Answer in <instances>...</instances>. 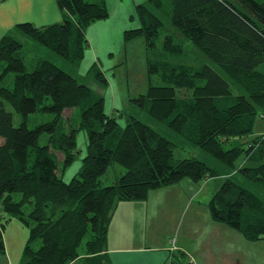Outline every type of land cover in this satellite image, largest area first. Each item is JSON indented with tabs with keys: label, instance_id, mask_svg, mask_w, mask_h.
Instances as JSON below:
<instances>
[{
	"label": "trees",
	"instance_id": "obj_1",
	"mask_svg": "<svg viewBox=\"0 0 264 264\" xmlns=\"http://www.w3.org/2000/svg\"><path fill=\"white\" fill-rule=\"evenodd\" d=\"M56 3L61 21L44 26L22 22L15 29L79 66L88 47V26L109 15L106 1ZM163 16L222 73L209 63L176 67L148 56L146 92L132 100L219 167L234 172L224 176L207 202L210 217L249 242L263 240L264 134L253 132L264 109V0H145L135 5L130 19L138 26L123 31L124 42L140 35L147 50L155 48ZM174 39L165 35V54L181 53L182 44ZM25 57L24 44L12 33L0 38V253L3 231L15 219L28 233L20 264H108L107 234L119 201H142L152 189L220 175L198 158L175 159L174 143L135 116H126L120 126L105 113L102 95L52 61L36 57L28 69ZM88 72L107 86L96 64ZM156 76L161 83L154 84ZM181 89L188 94L179 96ZM72 107L81 109V120L65 131L62 113ZM36 113L53 117L29 127ZM80 129L87 134L86 153L79 170L65 181L59 167L73 162ZM44 132L48 142L40 145ZM53 151L62 153L61 162ZM113 165L124 172L102 185L101 177ZM187 258L175 250L164 264H186Z\"/></svg>",
	"mask_w": 264,
	"mask_h": 264
},
{
	"label": "crops",
	"instance_id": "obj_2",
	"mask_svg": "<svg viewBox=\"0 0 264 264\" xmlns=\"http://www.w3.org/2000/svg\"><path fill=\"white\" fill-rule=\"evenodd\" d=\"M105 1L108 17L91 23L86 30L88 47L84 57L88 52L90 65L100 60L102 52L110 59L109 51L113 46L126 48L128 42L122 38L115 42L111 35L119 37L118 34L126 28L138 26L137 20L130 19V16L135 5L145 0ZM61 19L62 12L56 0H0V38L7 32L18 40L25 38L15 29L18 23L44 26ZM143 45L145 47L144 41ZM107 87L110 91L115 89L113 82L108 81ZM261 115L256 120L253 135L264 134V109ZM212 180L217 178L209 177L197 183L183 179L150 190L145 200L119 201L113 210L107 234L108 264H164L172 254V237H175L178 250L191 257L194 264H263L264 239L249 242L238 231L211 219L207 202L218 187L210 189ZM204 192L206 198L201 199ZM2 216L0 214V218ZM10 224L13 225L7 232L8 242L3 238L4 253H0V264H20L26 241L24 226L12 219L5 231ZM13 242H18V245L14 246Z\"/></svg>",
	"mask_w": 264,
	"mask_h": 264
},
{
	"label": "rangeland",
	"instance_id": "obj_3",
	"mask_svg": "<svg viewBox=\"0 0 264 264\" xmlns=\"http://www.w3.org/2000/svg\"><path fill=\"white\" fill-rule=\"evenodd\" d=\"M261 1V0H258ZM163 26L160 29L158 38L156 40L155 48L147 50L146 47L143 45V37L138 35L134 37L132 40L128 41L127 45L124 47L113 46L111 47L110 59L104 56V53H101L100 60L96 63L97 68L104 72V75L109 82H113L115 85V89H110L106 87L100 86V84L95 80L93 77V73L88 72L89 68L92 66L90 65V55L87 52L84 59L80 62L79 66H76L69 61L65 60L63 57L54 54L52 51L40 46L29 37L20 38L24 44L26 57L25 63L28 69L31 68L33 61L36 57H41L48 59L55 63L57 66L62 68L64 71L72 74L79 82L87 84L91 87L94 91L104 97V111L106 114L114 116L117 121L119 122L120 126H124L126 122V116L132 115L135 116L142 121L152 125L161 135L165 136L169 140L174 143V158L181 159L186 157H195L198 158L205 163H207L211 168H214L220 174L219 176L215 177L217 180H212L209 182V187L211 190L216 188L221 184L224 176L229 173L227 168L219 167V162L214 159L212 156L207 154L201 148L193 146L189 144L186 140H184L180 135L175 133L174 131L170 130L167 126L162 123L154 121V119L149 116L145 110L141 109L132 98L137 97L139 94H143L146 92L147 89V63L146 59L149 56L150 59L156 60L159 62H167L168 65L173 66H180V65H187V66H194L197 67L204 63L211 64L214 68L220 71L214 64H212L209 60H206L204 57L191 42L186 41L182 37L179 36L178 33L175 32L174 27L172 26L170 19L166 16L162 17ZM131 24V21H130ZM131 28V27H128ZM127 29V28H126ZM172 34L175 37V42H180L182 44L181 53L175 56H170L165 54L162 51V43L165 35ZM118 36H114L113 39L117 42L118 39L122 38L123 41V31L119 33ZM113 52V53H112ZM86 53V51H85ZM109 59V60H108ZM221 72V71H220ZM222 73V72H221ZM7 78H13V74L10 73ZM154 84L161 83L160 78L157 76L153 78ZM188 94V91L181 89L178 92L179 96H184ZM10 108V107H9ZM81 109L79 107H72L67 108L63 111L62 117L63 121L61 123V127L65 131H69L70 127H75L79 124L81 120L80 115ZM262 116V115H261ZM53 114L51 113H36L31 114L28 122L29 127H33L39 122L51 120ZM19 122V115L14 112V124ZM49 134L44 132L40 135L39 144L43 145L48 142ZM243 141V140H242ZM76 145H77V153L73 162L62 168L59 167V174L65 181H69L71 177L79 170L81 165V159L86 153V145H87V134L84 129H80L76 132ZM225 148L230 146V143L224 144ZM56 159L61 162L62 160V153L59 151H53ZM241 162L239 158L237 160V164ZM225 169V170H224ZM124 172V168L120 165H113L108 168V171L101 177V184L108 185L111 184L112 181ZM226 172V173H223ZM234 172H230L232 174ZM235 180L237 179L242 185H244L241 175L235 174L233 177ZM190 180V179H189ZM194 182V181H193ZM197 183V182H196ZM219 184V185H217ZM217 187V188H218ZM251 188V186H246ZM206 191V190H205ZM16 199L20 198V194L17 193L15 196ZM206 198V192H204V197L201 195V199ZM0 214L4 213L0 209ZM14 223V222H13ZM13 224L7 228V230L3 231V238L8 242V230L12 228ZM25 238H27V229L24 227ZM17 240V236H15ZM13 241V238H11ZM13 245H18L17 243L13 242ZM12 248L15 250V248ZM255 246H253L254 248ZM14 263V262H13ZM81 261H77L74 264H80ZM5 264V263H3ZM15 264V263H14ZM260 264V263H259ZM264 264V263H263Z\"/></svg>",
	"mask_w": 264,
	"mask_h": 264
},
{
	"label": "built area",
	"instance_id": "obj_4",
	"mask_svg": "<svg viewBox=\"0 0 264 264\" xmlns=\"http://www.w3.org/2000/svg\"><path fill=\"white\" fill-rule=\"evenodd\" d=\"M170 250L171 251H175V250H178V247L175 245V237H172L170 239ZM186 264H194L193 260L191 257H188L187 258V262Z\"/></svg>",
	"mask_w": 264,
	"mask_h": 264
}]
</instances>
